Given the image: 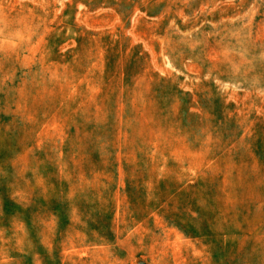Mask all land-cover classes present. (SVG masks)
I'll list each match as a JSON object with an SVG mask.
<instances>
[{
	"label": "rangeland",
	"instance_id": "374dc122",
	"mask_svg": "<svg viewBox=\"0 0 264 264\" xmlns=\"http://www.w3.org/2000/svg\"><path fill=\"white\" fill-rule=\"evenodd\" d=\"M0 264H264V0H0Z\"/></svg>",
	"mask_w": 264,
	"mask_h": 264
}]
</instances>
